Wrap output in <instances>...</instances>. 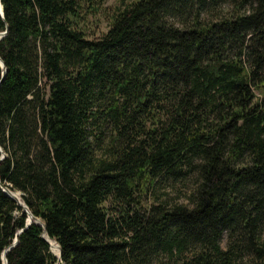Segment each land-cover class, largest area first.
<instances>
[{"label": "trees", "instance_id": "1", "mask_svg": "<svg viewBox=\"0 0 264 264\" xmlns=\"http://www.w3.org/2000/svg\"><path fill=\"white\" fill-rule=\"evenodd\" d=\"M96 2L0 0V264H264V0Z\"/></svg>", "mask_w": 264, "mask_h": 264}, {"label": "rangeland", "instance_id": "2", "mask_svg": "<svg viewBox=\"0 0 264 264\" xmlns=\"http://www.w3.org/2000/svg\"><path fill=\"white\" fill-rule=\"evenodd\" d=\"M127 0H97V8L96 11L92 14H89L85 21L82 22V28L86 35L88 37L97 38L102 33L106 31L108 19L111 15V13L114 11V9L118 6H120L123 2H126ZM96 2V3H97ZM232 9L231 2H226L224 4H221L219 8V13H228ZM256 94V92H255ZM258 95V94H256ZM170 193L172 196H174V192L171 191ZM18 194V192H16ZM262 237L264 238V233L262 234ZM226 244L225 236H222V239L220 241V247L224 248ZM244 263L246 264V260H244Z\"/></svg>", "mask_w": 264, "mask_h": 264}, {"label": "water", "instance_id": "3", "mask_svg": "<svg viewBox=\"0 0 264 264\" xmlns=\"http://www.w3.org/2000/svg\"><path fill=\"white\" fill-rule=\"evenodd\" d=\"M0 17H2L1 7H0ZM5 34H6V30H5L4 32H0V39L3 38V37L5 36ZM0 68H1V76H0V81H1V80H2V77H3V75H4V68H3V65H2L1 61H0ZM3 158H4V154H3V153L1 152V150H0V161L3 160ZM0 187L2 188L3 193H4L6 196H8L11 200H13V201L15 202V200L9 195L10 192H9L6 188H4L3 186H0ZM18 195H19V194H18ZM16 204H17V205L23 210V212H24L25 215H26V218H28L27 221L25 222V226H24V228H26L27 226H29L31 223H34L35 225H38V226L42 227V224H41L37 219H35V218H33V217L31 216V214L27 211L26 207L23 205L22 202H21V203H17V202H16ZM21 231H22V230H19V231L16 233V235H18ZM41 238H42V239L48 244V246H49V250H50V245H49V242H48V238L46 237V235L44 234V232H42V234H41ZM15 245H16V237L13 239L12 244H11L6 250H4V251L2 252V255H1V261H2V264H5V258H4L5 253H6L9 249L13 248ZM57 249H58V256L56 257V259L59 261V258H60V251H59L58 246H57ZM50 252H51V251H50Z\"/></svg>", "mask_w": 264, "mask_h": 264}, {"label": "bare ground", "instance_id": "4", "mask_svg": "<svg viewBox=\"0 0 264 264\" xmlns=\"http://www.w3.org/2000/svg\"><path fill=\"white\" fill-rule=\"evenodd\" d=\"M11 193V192H10ZM10 195V194H9ZM11 196V195H10ZM12 197V196H11ZM28 219V218H27ZM48 242H49V239H48ZM49 245H50V243H49ZM50 250H51V247H50ZM52 252V251H51ZM53 253V252H52ZM57 257V256H56Z\"/></svg>", "mask_w": 264, "mask_h": 264}]
</instances>
